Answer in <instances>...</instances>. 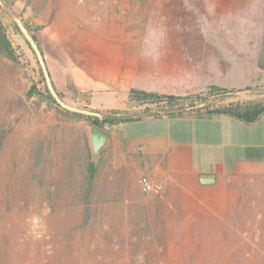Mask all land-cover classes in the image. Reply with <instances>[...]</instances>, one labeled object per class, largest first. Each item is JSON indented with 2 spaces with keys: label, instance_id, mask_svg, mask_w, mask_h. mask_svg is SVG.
Returning a JSON list of instances; mask_svg holds the SVG:
<instances>
[{
  "label": "crops",
  "instance_id": "obj_1",
  "mask_svg": "<svg viewBox=\"0 0 264 264\" xmlns=\"http://www.w3.org/2000/svg\"><path fill=\"white\" fill-rule=\"evenodd\" d=\"M233 3L218 2L216 14L207 12L211 24L223 15L229 33L222 35L217 23L218 37L204 39L199 56L178 54L175 40L153 35L161 30L155 11L175 6L171 0L71 2L50 26L55 36L47 65L54 86L94 110L133 105L132 89L187 96L193 85L225 89L240 101L103 129L111 142L98 164L90 151L91 162L100 165L113 154L118 201L108 194L104 205L122 208L116 227L128 231L129 240L150 241L123 245L126 254L148 256L136 264H264V18L248 0ZM232 26L243 37L231 36ZM197 57L203 82L178 79V69L188 72ZM247 78L250 83L242 81ZM254 105L262 110L243 117ZM138 176L159 184L157 194L136 197L142 195Z\"/></svg>",
  "mask_w": 264,
  "mask_h": 264
},
{
  "label": "rangeland",
  "instance_id": "obj_2",
  "mask_svg": "<svg viewBox=\"0 0 264 264\" xmlns=\"http://www.w3.org/2000/svg\"><path fill=\"white\" fill-rule=\"evenodd\" d=\"M8 1L9 7L4 5L8 15L0 12V16L19 59L13 62L0 56V264H136L148 256L125 253L127 249L123 245L132 239L127 238L128 231L122 233L116 227L121 225L122 208L106 206L104 200L94 199V206L86 215L84 203L74 197L76 188L66 182L71 169L77 172V161L73 160L79 155L80 134L84 133L87 138L85 125L89 122L66 119L61 113L62 108L83 114H90L94 109L73 94L61 93L62 96L57 97L62 108L50 104L45 95L33 98L27 95L32 85L44 93L45 84L55 93L51 77L46 83L42 81L38 61L44 58L37 45L32 43L27 28L38 36L48 68L47 58L55 36L50 26L56 14L67 11V4L73 2L77 6L83 0ZM224 1L231 0H171L175 6L171 4V8L155 11L158 20L155 18L153 22H161V30H153L152 33L156 38L175 40L178 54L199 56L202 41L218 37L216 15L211 24L206 14L211 10L216 14L218 2L223 4ZM233 1L232 7L235 8L239 0ZM248 1L260 13L259 17L264 18V0ZM233 14L236 15L235 12ZM222 19L223 15L218 24L222 35H225L229 31L223 32ZM242 34L238 28L230 33L236 38L243 37ZM178 65L183 69L184 65ZM190 66L191 70L181 74L178 69V79L186 75L189 78L201 77L199 68L203 63L199 57L192 59ZM242 81L250 83L251 78ZM199 82L202 83L203 78ZM190 89L194 91L192 95L200 94L207 98L198 107L229 106L240 102L234 94L218 95L211 92L210 87L194 88L193 85ZM141 110L134 103L118 111L127 115ZM40 145H43L46 169L43 183L34 176L35 172L40 173V167H36ZM113 159V154L109 153L100 164L96 194H109V201H118L114 190L116 183L111 180L120 178V174L119 170L113 169ZM143 178L148 177L138 176L142 195L136 197L157 194L143 191ZM153 183L155 187L159 185ZM132 241L150 242L147 239Z\"/></svg>",
  "mask_w": 264,
  "mask_h": 264
},
{
  "label": "trees",
  "instance_id": "obj_3",
  "mask_svg": "<svg viewBox=\"0 0 264 264\" xmlns=\"http://www.w3.org/2000/svg\"><path fill=\"white\" fill-rule=\"evenodd\" d=\"M1 2L3 4H1ZM0 2V12L8 15V12L5 10L4 5L9 7L8 0H1ZM27 27V26H26ZM19 30V27L16 26ZM27 30L31 33V38L33 42L37 45V48L42 56L43 59L39 60L40 66V75L42 81L46 83L49 77H51L50 72L46 66V60L44 56V52L42 50L40 40L36 34H34L31 29L27 28ZM0 56L6 57L13 62H18L19 57L16 54V50L14 49L8 34L6 26L3 24L2 18L0 16ZM264 68V66H262ZM53 84V83H52ZM53 89L55 93H53L49 87L45 84L44 86V93H41L38 90L37 86L32 85L30 90L28 91V98H33L35 96L41 97L45 95L48 102L50 104H56L61 107V103L57 97H61L62 94L57 90V88L53 84ZM211 92L216 93L218 95H225L229 91L213 86L210 88ZM129 101L134 102L138 108H142L141 111L134 113V114H127L122 115L119 111H110V112H103L99 110H92L90 114H83L81 112H71L68 109L62 108L63 113L62 115L66 119H76V120H86L89 123L104 129L106 126H113L120 124L126 121H136L140 120L145 116L148 115H159L162 113L164 115H175V114H182L189 110H203L208 109L210 106L207 105L205 107H198L200 103H205L207 98L201 97L200 94L198 95H190V96H176V95H162L152 92H146L142 90L132 89L129 93ZM155 110L157 113H152ZM238 108L228 107L225 111L238 114ZM262 110L259 105H254L252 107H247L243 112V117L248 116L250 114H257ZM238 111V113H237ZM2 138V136H1ZM1 138H0V146H1ZM79 155L76 157L77 161V172H74V169H71L69 173L68 179L66 182L71 184L70 187L76 188V194L74 197L79 199L84 203L85 213L89 215L90 207L93 205V200L98 199V201L105 200L107 195L101 196L96 194L97 192V182L98 177L100 174V165H94L91 162L90 157V149L87 143V138L84 133L80 134V144H79ZM43 145H40L38 148V154L36 155V167H40V173L35 172V178L39 179L40 182H44L45 180V172L46 169L43 165ZM81 202V203H82ZM99 204V203H98ZM97 204V205H98Z\"/></svg>",
  "mask_w": 264,
  "mask_h": 264
},
{
  "label": "water",
  "instance_id": "obj_4",
  "mask_svg": "<svg viewBox=\"0 0 264 264\" xmlns=\"http://www.w3.org/2000/svg\"><path fill=\"white\" fill-rule=\"evenodd\" d=\"M32 43L34 44L33 41ZM85 127L87 129V136H88V142H89L90 151H91L92 162L94 164H98L102 151L106 147H108V145L111 142V137L103 129L91 123H87Z\"/></svg>",
  "mask_w": 264,
  "mask_h": 264
},
{
  "label": "built area",
  "instance_id": "obj_5",
  "mask_svg": "<svg viewBox=\"0 0 264 264\" xmlns=\"http://www.w3.org/2000/svg\"><path fill=\"white\" fill-rule=\"evenodd\" d=\"M141 185H142L143 191L148 194L156 191V187L154 183L148 178H143L141 180Z\"/></svg>",
  "mask_w": 264,
  "mask_h": 264
}]
</instances>
